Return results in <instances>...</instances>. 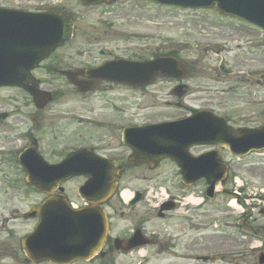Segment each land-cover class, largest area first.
I'll list each match as a JSON object with an SVG mask.
<instances>
[{"label":"rangeland","instance_id":"1","mask_svg":"<svg viewBox=\"0 0 264 264\" xmlns=\"http://www.w3.org/2000/svg\"><path fill=\"white\" fill-rule=\"evenodd\" d=\"M0 4L26 5L36 10L55 6L75 17L76 38L58 50L53 59L45 62L35 73L43 89L67 91L56 105L46 109L41 123L44 127L41 149L50 162L58 159L52 153H60L70 144L89 142L81 138L75 140L81 133H88L86 128L76 125L78 120L70 125L71 121L67 119L51 118L68 116L67 111H75L85 119L108 118L141 124L180 119L190 115V109L214 108L218 115L229 118L235 128L264 124V33L234 19L219 17L215 10L166 8L149 0H118L97 7H86L78 0H0ZM108 52L114 54L107 56ZM172 53L187 70L180 83L162 79L147 90L134 91L115 86L111 89L113 92L106 95H91L84 104L80 98H71L70 86L65 79L48 71V67L55 64L65 69L98 64L116 56L139 59ZM179 86L180 91L177 90ZM115 105L121 108H113ZM34 110L31 100L22 91L15 88L0 91V115H5L0 118V229L3 230L0 240L16 249L21 237L31 232L35 224V221L24 219L23 213L29 212L43 198L26 187L21 167L17 166L14 158L18 149L27 144L22 138L24 132L35 128ZM53 110L59 113L52 114ZM46 128L52 132L60 128L62 134L59 138L49 136ZM103 134L96 137L102 138ZM104 136V149L109 151L106 155H120L127 151L122 146L121 134ZM222 155L233 166L231 179L237 177L248 189L247 194L264 191V153L240 162L232 160L225 150ZM148 182H154L150 187L170 190L171 195L184 194L187 199L194 195L203 203L199 216L194 220L200 230L191 232L190 226L194 223L188 219L191 215L174 214L167 221L168 224L176 223L174 229L185 234L183 244L188 239L196 242L200 247L195 250L201 255L216 258L214 264H258V247L264 244V213L260 212L264 202L252 201L256 207L253 214L249 215L252 211L246 210L247 216L240 218L239 210L228 207L232 194H217L214 199L202 202L205 185L201 183L199 188L184 193L179 188L175 167L169 164H162L154 170H131L123 177L121 188L133 191L148 187ZM82 184L83 180L78 179L66 185V194L75 203L79 202L77 188ZM226 189L230 193L234 191L232 181L228 182ZM162 197L160 195L159 198ZM118 200H113V236L127 232L132 220L128 210L116 204ZM261 210L264 211V207ZM155 218L157 216L152 218L149 227L161 229L163 221H155ZM166 256L152 257L148 264H167L163 259L170 257ZM11 257L12 253H9V257L0 264L21 263L16 261L21 258ZM135 263L132 257L110 254L95 262ZM177 264L183 262L178 261Z\"/></svg>","mask_w":264,"mask_h":264},{"label":"water","instance_id":"2","mask_svg":"<svg viewBox=\"0 0 264 264\" xmlns=\"http://www.w3.org/2000/svg\"><path fill=\"white\" fill-rule=\"evenodd\" d=\"M161 3L215 7L264 28V0H161ZM70 33L71 23L53 15L28 16L0 11V87L23 88L36 101L42 100L43 94L36 87L29 86L33 81L28 73L67 41ZM130 68L123 77L115 80L129 85L138 82L150 84L158 72L168 73L173 78L183 75L177 64L167 61L136 64ZM81 90H84L83 87ZM200 129L204 131L199 132ZM148 138L151 140L146 143ZM124 143L133 150L131 161L137 164L150 165L163 158H171L179 164L185 182L205 178L210 186L208 196L213 197L216 188L223 185L226 178V167L220 160L219 152L190 159L185 156L187 149L193 145L226 146L232 154L243 155L248 151L264 149V129L246 130L240 133V137H235L222 120L198 115L180 123L127 130ZM29 151L20 161L27 174V181L49 198L30 214L32 218L39 217L40 223L23 242L27 256L33 262L51 261L57 264L91 257L102 247L108 236L107 217L99 205L114 193L121 167L83 151L70 155L58 166L50 167L37 162L35 148ZM149 152L160 155L149 160ZM38 169L49 170L50 175L43 173V176L37 177L35 173H38ZM75 176L89 177L78 193L91 207L81 211L71 210L64 196L55 194L61 182ZM50 182L52 184L49 186ZM261 262L264 263V259Z\"/></svg>","mask_w":264,"mask_h":264},{"label":"flooded vegetation","instance_id":"3","mask_svg":"<svg viewBox=\"0 0 264 264\" xmlns=\"http://www.w3.org/2000/svg\"><path fill=\"white\" fill-rule=\"evenodd\" d=\"M108 55H112V53H108ZM119 58L120 57L110 58L109 62L112 60L119 59ZM79 68L80 67L74 66V67H66L65 69H62V70L63 71H69V70L77 71ZM85 68L89 69L92 67L86 66ZM54 71L58 72L61 70H58L55 68ZM78 78L81 79V77H78ZM115 86H120V85H115V84L101 81L98 83L97 87L89 93L79 94L74 88L72 92L75 93V96L79 97L83 101L82 103L84 104L86 101H88L91 95H95V94L106 95L108 93L113 92L111 89L114 88ZM129 90L134 91V89H129ZM52 98L54 100L55 98L54 95H52ZM87 105H89V102ZM113 108H121V107L115 105L113 106ZM74 112L75 111H70V113H74ZM42 114L43 112H39V113L35 112V115L33 117V121H35V124H40L42 122L44 118ZM0 116L1 118L5 117V115H0ZM107 121L117 124L118 127L117 128L108 127L106 125ZM131 123L132 122L124 123V122H121L120 120H109L108 118H99V120L96 122L87 123L84 126L88 130V133H81L78 139L81 138L82 141L89 140V142L79 143L74 147H90L93 152H95L97 155L101 157L127 163L128 156L130 155L128 150L124 153H121L120 155H113V154L106 155L107 153H109V151L104 149L103 141L105 140L104 134H109L111 136L115 134H120L121 133L120 125L130 126ZM36 130H38L39 136L42 137L43 132H41V127L36 126ZM48 131H49V134L52 135V131L50 129H48ZM102 133H104L102 135L103 136L102 138L96 137V136L99 137L98 134H102ZM90 143L93 145H91ZM39 145H41V142H39ZM127 152L129 154H127ZM141 168L148 169L147 167H144V166L134 168L131 165H127V166L125 165L124 173L126 174L127 172L131 170L141 169ZM113 200H111L108 203L106 208L110 209L112 213L115 214V210L113 209V203L115 202H113ZM80 204H81L80 207L85 205L84 203H80ZM127 209L129 211L130 218H132L131 224L127 232H121L120 234L118 233V236L123 239H128L132 236L131 234H134L135 232L141 233L144 236V243L146 244L144 249H146L145 256L147 258L162 257V256L167 255L166 257H175L178 259H193L195 254H199V251L195 250L196 247H200L196 242L192 243L188 239L187 242L183 244V241H184L183 236L185 234L183 232H179L174 229V226H176V223H170V224L167 223V221L171 219L174 214L191 215V217H189L188 219L190 220L191 223H193L195 220V217L199 216V212L197 210L185 212V209H183V207L179 208V206L175 204L173 205L172 203H167L163 205V211L158 212L156 215L160 217L161 220L163 221L162 228L155 229V228H152L151 226L149 227L148 225V224H151L152 218L155 216H154V212L149 208L148 205L145 204V201L143 200V194H141V200L138 203L134 205H130ZM169 228H172V230ZM190 230L193 233V231H196V230L198 231L200 229L194 222L190 226ZM2 231L3 230L0 229V233ZM1 242H0V258L8 257L9 253H12V259H15L16 257L21 258L20 260L16 259V261L21 262L20 264H33L29 260L25 259L24 252L22 249L18 250L15 248V249L10 250L9 243L8 244L4 243V241H1ZM186 246L188 247L187 249H186ZM140 254L141 253L138 250L134 251V256L137 257V256H140ZM147 261L148 260H146L145 263H147Z\"/></svg>","mask_w":264,"mask_h":264},{"label":"bare ground","instance_id":"4","mask_svg":"<svg viewBox=\"0 0 264 264\" xmlns=\"http://www.w3.org/2000/svg\"><path fill=\"white\" fill-rule=\"evenodd\" d=\"M123 197H124V199H125L126 201H129L131 195H130L128 192H124V193H123ZM191 202H199V201H197V200H193V198H192V199H191Z\"/></svg>","mask_w":264,"mask_h":264}]
</instances>
